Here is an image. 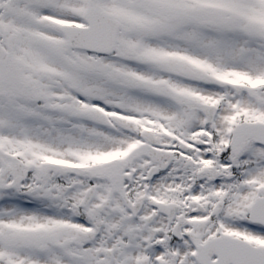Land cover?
<instances>
[{
	"label": "snow or ice",
	"instance_id": "snow-or-ice-1",
	"mask_svg": "<svg viewBox=\"0 0 264 264\" xmlns=\"http://www.w3.org/2000/svg\"><path fill=\"white\" fill-rule=\"evenodd\" d=\"M0 264H264V0H0Z\"/></svg>",
	"mask_w": 264,
	"mask_h": 264
}]
</instances>
